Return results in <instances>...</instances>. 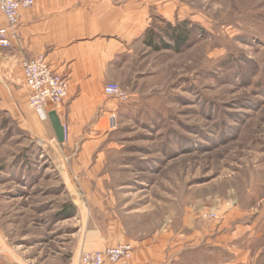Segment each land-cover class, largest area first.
<instances>
[{
    "label": "rangeland",
    "instance_id": "374dc122",
    "mask_svg": "<svg viewBox=\"0 0 264 264\" xmlns=\"http://www.w3.org/2000/svg\"><path fill=\"white\" fill-rule=\"evenodd\" d=\"M163 2L148 29L185 23L187 46L135 42L107 83L126 100L103 91L100 125L57 146L0 111L8 264H69L92 230L140 240L256 223L264 234V0Z\"/></svg>",
    "mask_w": 264,
    "mask_h": 264
},
{
    "label": "crops",
    "instance_id": "0c3cea01",
    "mask_svg": "<svg viewBox=\"0 0 264 264\" xmlns=\"http://www.w3.org/2000/svg\"><path fill=\"white\" fill-rule=\"evenodd\" d=\"M165 8L163 0H34L31 8L20 11L11 46L0 48V111L50 145H60L47 118L52 111L64 126L67 143L78 137L77 130L97 127L112 111L104 100V86L119 81L125 57L135 42L143 43L151 15ZM5 25L0 12V27ZM39 56L69 82L67 98L57 106L48 104L45 118L28 106L20 67ZM256 226L240 223L231 233L222 225L217 232L206 226L189 234L157 233L140 240L92 230L69 264H79L82 252L121 243L133 247L125 264H264V243L256 246L264 242V234ZM0 264H8L1 255Z\"/></svg>",
    "mask_w": 264,
    "mask_h": 264
},
{
    "label": "built area",
    "instance_id": "2783aa9c",
    "mask_svg": "<svg viewBox=\"0 0 264 264\" xmlns=\"http://www.w3.org/2000/svg\"><path fill=\"white\" fill-rule=\"evenodd\" d=\"M34 0H0V12L6 25L0 27V48H9L15 37V28L19 23L21 10L29 9ZM23 83L28 92V106L45 118L48 104L60 105L68 96L69 82L62 75L54 72L43 56L33 60H24L20 64ZM104 95L108 98L124 102L126 96L115 84L104 87ZM115 116L109 118L110 128L115 126ZM132 255L129 244H121L96 252H83L79 264H123Z\"/></svg>",
    "mask_w": 264,
    "mask_h": 264
},
{
    "label": "trees",
    "instance_id": "16d2710c",
    "mask_svg": "<svg viewBox=\"0 0 264 264\" xmlns=\"http://www.w3.org/2000/svg\"><path fill=\"white\" fill-rule=\"evenodd\" d=\"M189 32L185 23L176 25L167 23L166 28L162 29L160 33L148 29L144 34L143 43L153 51L173 50L178 52L187 46ZM163 35L169 42L164 41Z\"/></svg>",
    "mask_w": 264,
    "mask_h": 264
},
{
    "label": "water",
    "instance_id": "95a60500",
    "mask_svg": "<svg viewBox=\"0 0 264 264\" xmlns=\"http://www.w3.org/2000/svg\"><path fill=\"white\" fill-rule=\"evenodd\" d=\"M47 118L54 131L55 138L58 144H62L65 139V130H64V126L62 125L57 113L55 111H52L47 115Z\"/></svg>",
    "mask_w": 264,
    "mask_h": 264
}]
</instances>
